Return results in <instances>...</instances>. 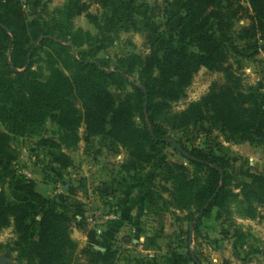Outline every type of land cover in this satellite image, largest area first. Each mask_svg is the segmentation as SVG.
Instances as JSON below:
<instances>
[{"label": "trees", "instance_id": "trees-1", "mask_svg": "<svg viewBox=\"0 0 264 264\" xmlns=\"http://www.w3.org/2000/svg\"><path fill=\"white\" fill-rule=\"evenodd\" d=\"M97 1L109 7L113 27L126 15L129 19L133 14L146 18L141 4L127 8L125 0ZM177 1L163 0V12ZM240 16L249 20L239 34L244 49L256 51L264 40V0H183L175 39L166 43L160 56L152 49L145 56H129L123 71L120 66L107 71L104 62L83 55L75 58L68 45L54 40L38 19L28 17L21 0H0V122L4 126L0 128V155L17 137L43 125L52 114L62 137L71 140L69 146L79 140L81 122L85 142L102 135L122 146L127 151L121 165L124 172H138L150 165L158 146L168 138V129L207 123L230 136L253 133L262 140L264 87L244 86L228 63L227 44L216 38V32H230ZM168 19H173L172 14ZM40 54L49 72L44 79L31 69L34 57ZM27 61L28 67L21 70ZM136 67L139 83L117 102L110 87L124 89V74ZM201 67L222 72L223 80L212 82L197 101L172 113L171 103L184 96ZM260 80L264 83V63ZM41 140L51 162L60 168L71 164L59 143ZM181 148L187 152L184 156L190 166L167 161L158 174L170 184L163 190L169 193L171 205L187 211L193 230L200 232L202 221L211 217L229 219L233 213L244 219L258 216L264 205V172L236 169L229 157L212 145ZM34 186V181L27 180L20 192L37 206V218L28 203L11 201L0 190V230L12 226L19 260L24 264H114L116 249L111 244L104 250L94 248L96 231L88 227L80 201L74 199L58 210ZM73 228L86 236L81 247L71 237ZM246 236L236 227L233 249L245 246ZM190 260L197 263L198 259L190 255Z\"/></svg>", "mask_w": 264, "mask_h": 264}, {"label": "rangeland", "instance_id": "rangeland-1", "mask_svg": "<svg viewBox=\"0 0 264 264\" xmlns=\"http://www.w3.org/2000/svg\"><path fill=\"white\" fill-rule=\"evenodd\" d=\"M70 1V2H69ZM72 1H75L72 4ZM28 17L38 19L54 40L68 45L75 58L83 55L91 61L104 62L107 71L120 66L126 69L131 55L145 56L152 49L160 56L166 43L175 39L183 6L177 2L164 13L163 0H125L127 8L141 4L143 15L133 14L117 26L109 22V7L97 0H21ZM136 3V4H135ZM181 3V2H180ZM169 14L173 19L169 21ZM141 16V17H140ZM249 23L240 16L230 32H216L229 48V65L241 77L246 88L257 89L261 84L264 63V40L258 50H245L239 34ZM215 26V22L212 23ZM77 43L76 46L73 43ZM37 42L35 43V45ZM119 59H125V62ZM29 61L22 69L28 67ZM116 65V66H115ZM31 69L46 78L48 69L43 56L34 57ZM119 71V70H118ZM68 73V72H67ZM124 89L110 87L120 101L133 85L139 83L138 68L124 74ZM220 71L201 67L186 87L184 96L171 103L172 113L184 110L204 95L214 81H222ZM145 112V110H144ZM136 122L140 120L136 118ZM0 128L4 126L0 122ZM84 124L78 128L79 140L63 138L55 123V114L29 133L17 137L0 155V190L11 201L22 200L31 207L33 217L37 206L20 192L27 180L34 181L36 191L52 201L56 209L66 208L74 199L82 203L88 227L95 229V249L104 250L109 243L116 249L114 264H262L264 263V205L255 219H244L233 213L229 219H204L200 232L192 229L187 211L171 205L170 195L163 187L169 183L158 174L167 161L186 166L188 160L169 139L189 150L194 146L212 145L229 157L232 165L264 172V138L257 140L253 133L230 136L222 128L204 123L185 129H168L165 142L158 146L157 157L138 172H124L121 165L127 151L104 136L83 140ZM60 144L70 156L71 164L60 168L51 162L47 146L41 139ZM235 211V206H232ZM110 213L115 218L106 217ZM236 227L247 234L246 244L233 249ZM72 239L79 247L86 243L85 234L73 228ZM12 226L0 230V264H24L17 258ZM252 252L251 254H248ZM197 257V263L190 260Z\"/></svg>", "mask_w": 264, "mask_h": 264}, {"label": "water", "instance_id": "water-1", "mask_svg": "<svg viewBox=\"0 0 264 264\" xmlns=\"http://www.w3.org/2000/svg\"><path fill=\"white\" fill-rule=\"evenodd\" d=\"M169 140L172 141L178 147V149L180 151H182L184 154H186L185 151L181 148V146L176 141H174L173 139H169Z\"/></svg>", "mask_w": 264, "mask_h": 264}, {"label": "crops", "instance_id": "crops-1", "mask_svg": "<svg viewBox=\"0 0 264 264\" xmlns=\"http://www.w3.org/2000/svg\"><path fill=\"white\" fill-rule=\"evenodd\" d=\"M177 2H179V4H181L182 6H183V0H180V1H177ZM177 2H173L171 5H170V7L171 6H174ZM181 2V3H180ZM136 4V3H135ZM262 264H264V263H262Z\"/></svg>", "mask_w": 264, "mask_h": 264}, {"label": "built area", "instance_id": "built-area-1", "mask_svg": "<svg viewBox=\"0 0 264 264\" xmlns=\"http://www.w3.org/2000/svg\"><path fill=\"white\" fill-rule=\"evenodd\" d=\"M106 217L108 218H115V215L113 213H110L109 215H107Z\"/></svg>", "mask_w": 264, "mask_h": 264}]
</instances>
